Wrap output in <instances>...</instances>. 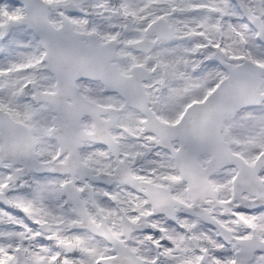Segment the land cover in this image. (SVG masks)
Masks as SVG:
<instances>
[{
	"label": "snow or ice",
	"instance_id": "snow-or-ice-1",
	"mask_svg": "<svg viewBox=\"0 0 264 264\" xmlns=\"http://www.w3.org/2000/svg\"><path fill=\"white\" fill-rule=\"evenodd\" d=\"M0 264H264V0H0Z\"/></svg>",
	"mask_w": 264,
	"mask_h": 264
}]
</instances>
